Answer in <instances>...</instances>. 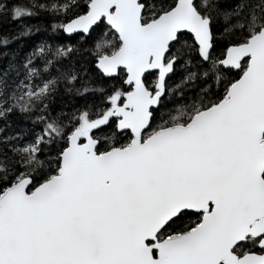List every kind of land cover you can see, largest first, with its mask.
Segmentation results:
<instances>
[{
    "label": "water",
    "instance_id": "1",
    "mask_svg": "<svg viewBox=\"0 0 264 264\" xmlns=\"http://www.w3.org/2000/svg\"><path fill=\"white\" fill-rule=\"evenodd\" d=\"M142 9L139 0H90L64 23L68 36L101 21L117 35L118 49L95 65L104 76L125 73L128 90L105 117L131 140L97 152L91 131L76 128L56 174L32 190L28 176L5 188L0 264H264V25L226 49L224 68L246 66L221 100L143 137L176 61L169 45L188 33L207 61L212 44L194 0L146 22ZM152 71L150 90L143 76ZM182 211L201 213L198 224L158 241ZM247 238L263 250L235 253Z\"/></svg>",
    "mask_w": 264,
    "mask_h": 264
},
{
    "label": "trees",
    "instance_id": "2",
    "mask_svg": "<svg viewBox=\"0 0 264 264\" xmlns=\"http://www.w3.org/2000/svg\"><path fill=\"white\" fill-rule=\"evenodd\" d=\"M90 0H0V194L22 177L32 190L57 173L68 136L80 128L81 118L104 115L113 101L121 103L125 73L104 76L97 58L110 55L119 39L104 21L88 35H66L68 20L87 12ZM146 22L170 9L176 0H139ZM209 18L211 51L203 61L190 34L182 32L169 45L167 59L176 58L165 80V92L152 109L151 132L186 123L197 111L221 100L243 71L224 68L221 60L230 45L241 44L264 25V0H194ZM154 89L156 72L143 76ZM97 152L129 144L128 130L118 132L116 119L91 129ZM146 135V136H147ZM264 176V173H263ZM201 213L182 211L159 232L171 236L192 229ZM233 251L261 252L258 240L247 238Z\"/></svg>",
    "mask_w": 264,
    "mask_h": 264
},
{
    "label": "rangeland",
    "instance_id": "3",
    "mask_svg": "<svg viewBox=\"0 0 264 264\" xmlns=\"http://www.w3.org/2000/svg\"><path fill=\"white\" fill-rule=\"evenodd\" d=\"M117 104H119V103L113 101L112 104H111V106H110V108H109V110H110L113 106H115V105H117ZM105 115H106V113H105L104 115H102L101 117L96 118V119H93V120H87L86 118H84V116H82V118H81L80 129H82V130H91V129H93V128H95V127H97V126H99V125L105 123V122H106V117H105ZM146 135H147V133L144 134L143 137H146ZM148 135H149V134H148ZM148 135H147V136H148Z\"/></svg>",
    "mask_w": 264,
    "mask_h": 264
},
{
    "label": "flooded vegetation",
    "instance_id": "4",
    "mask_svg": "<svg viewBox=\"0 0 264 264\" xmlns=\"http://www.w3.org/2000/svg\"><path fill=\"white\" fill-rule=\"evenodd\" d=\"M263 173H264V171H263ZM264 177V176H263ZM158 234V233H157ZM156 234V238H157V240L159 241V240H162L163 238H165V237H167V236H165V237H163V238H161V237H158V235ZM258 240V239H257ZM263 250V249H262Z\"/></svg>",
    "mask_w": 264,
    "mask_h": 264
}]
</instances>
